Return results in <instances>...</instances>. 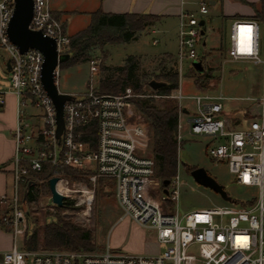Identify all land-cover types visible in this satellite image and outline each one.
I'll list each match as a JSON object with an SVG mask.
<instances>
[{"label": "built area", "instance_id": "1", "mask_svg": "<svg viewBox=\"0 0 264 264\" xmlns=\"http://www.w3.org/2000/svg\"><path fill=\"white\" fill-rule=\"evenodd\" d=\"M15 3L0 0V45L11 62L9 85L0 86V107L5 106L9 94L16 98L13 182L10 196L4 198L2 217V224L11 230L13 246L0 257V264H264V60L260 57V24L255 20H237L230 30L231 59L261 66L262 91L254 98L259 112L246 126L227 125L222 118L223 96H186L180 85L170 95H163L178 101V144L183 141L181 120L186 117L190 135L213 139L209 156L226 161L237 182L257 187L258 195L247 205L230 203L180 214L175 209L182 185L179 172L164 186L155 177L154 158L138 152L147 133L141 124L129 120L133 95L130 88L122 94H100L92 89L69 93L72 97L65 102L63 111L64 130L57 136V110L42 83L44 55L37 49L22 54L8 37ZM210 8L209 0H198L196 10H183L179 15L176 57L180 79L183 61H190L195 72L193 62L203 61L200 22L209 15ZM29 29L53 38L59 55L68 52L71 37L53 13L50 0H33ZM59 65L54 71L56 85ZM89 65L91 74H98L100 61L91 59ZM188 98L193 107L183 103ZM92 123L96 129L95 145L85 137ZM47 166L52 168L50 178L60 179L59 191L66 198L71 191L82 193L78 205L86 204L88 208L94 191L86 186L71 190L70 175L65 169L89 173L93 184L99 178L113 180L115 199L124 216L154 231L158 243L165 246L164 251L130 255L113 253L109 245L100 253L19 247L17 237L23 240L27 228L25 190L35 181L33 176Z\"/></svg>", "mask_w": 264, "mask_h": 264}, {"label": "rangeland", "instance_id": "2", "mask_svg": "<svg viewBox=\"0 0 264 264\" xmlns=\"http://www.w3.org/2000/svg\"><path fill=\"white\" fill-rule=\"evenodd\" d=\"M78 0H52V8H60L65 11L64 17L68 19L67 34L72 35L86 27L88 17L84 12L76 6ZM212 15L213 26L220 28V37L218 40L222 47L217 53H207L211 49L212 43L208 34L203 36L207 39L206 47H202V52L208 54V61L205 67L209 69L212 79L205 87H199L197 80L202 75L192 70L191 62L183 61L181 79L179 72V63L177 60L178 44L172 23L160 26L156 34L145 32L139 33V37L129 43H108L103 50L95 49L92 59L100 61V71L93 76L90 71L89 62H82L74 65H59V76L57 87L63 93H80L87 89L103 94L100 92V81L105 76L112 75L114 78L119 76L118 71H103V66L115 68L124 66L126 58L136 56L139 61V68L132 78L131 82L139 84L142 87L141 92H136L132 87L130 98L129 120L131 123L141 124L146 130L147 137L142 139V144L138 150L140 155L153 157L151 150L150 126L146 117L138 109L136 100L152 97L157 107L163 108L170 105H177L178 101L172 98L163 97L158 94L156 89L149 86L151 79L160 80L165 73L178 71L179 85L186 96H195L197 94H209L213 96H223L224 111L228 115H223L225 121L233 120L236 125L237 120L245 121L248 124L254 115L259 112L258 103L254 98L261 95V66L252 62L235 61L227 55L230 47V21H221L218 9L215 8ZM211 22L208 20L206 29L209 30ZM149 29V28H148ZM264 29V23L261 24ZM263 36H261L262 41ZM157 39L158 44H153V40ZM262 45V44H261ZM262 47V46H261ZM170 52L173 54H159ZM146 57H139L145 56ZM151 55V56H150ZM216 56V57H215ZM264 60V54H260ZM8 60L7 52L0 45V86L7 87L9 85V72L6 69L5 62ZM204 85V83H203ZM126 88V89H127ZM125 89V90H126ZM122 94V93H121ZM252 98L253 100L249 99ZM183 103L189 107H193L190 98L183 100ZM248 108V117L242 116V112ZM181 120V135L183 141L178 144V172L181 180V187L175 209L180 214H186L191 211L208 209L212 207H225L231 205L226 201L219 192L210 186L201 184L192 175L195 168H203L210 177H212L220 186L224 188L231 199L236 201H250L258 195V188L255 186H244L237 182L236 177L230 173L226 161L213 160L208 154V148L213 144V139L206 136L190 135L186 120ZM238 128L237 126H232ZM79 177V180H73V176ZM69 176V188L76 190L79 186H86L94 191L91 207L86 204L78 205L83 199L82 193H70L66 198L62 207L58 208L49 204L51 193L49 184L44 183L45 180L33 176V179L41 185L38 201L29 205L27 209V228L37 226L42 230L44 226L52 221H56L60 216L72 223L73 225L89 231L93 237V249L81 250L84 252L100 253L111 247V252L118 254H157L163 252L165 246L159 244L155 232L148 230L137 224L131 217L124 216L123 210L118 206L114 197L112 184L108 181L96 182L93 184L89 179V173L78 172ZM155 177L159 179L156 175ZM43 182V183H42ZM85 198V197H84ZM66 203V205H65ZM65 206V208H63ZM5 211L0 209V231L10 233L3 229L2 217ZM7 227V226H4ZM9 228V227H7ZM25 231V234H26ZM11 234V233H10ZM25 234L22 240L21 236L17 237L19 247L23 246ZM12 236V234H11ZM11 247L13 246V236L11 237ZM69 250L65 247L39 249L37 251H55Z\"/></svg>", "mask_w": 264, "mask_h": 264}, {"label": "trees", "instance_id": "3", "mask_svg": "<svg viewBox=\"0 0 264 264\" xmlns=\"http://www.w3.org/2000/svg\"><path fill=\"white\" fill-rule=\"evenodd\" d=\"M158 20L159 17L152 14H109L101 10L93 12L89 25L85 29L70 36L71 43L67 52L70 57L61 64L74 65L89 62L92 59L95 49L103 50L108 43H128L136 39L140 32L147 30ZM138 68L139 61L136 56L127 57L124 66L115 68L103 66V71H118L119 76L114 78L112 75H109L101 79L100 92L121 94L127 87H132L134 91L141 92L142 87L139 82H131ZM203 68L204 71L202 73L196 72L202 75L197 80L199 87H205L212 79L211 74L208 72L209 69L206 67ZM161 77L160 80L151 79L149 81V86L153 80L164 83L156 89L158 94L170 95L174 90L179 88V74L177 70L167 72ZM136 104L149 122L151 150L156 164L155 175L162 183L170 181L178 170V106L170 105L159 108L155 105L152 97L138 99L136 100ZM246 111L248 112V109ZM246 115L248 116V114ZM85 137L95 145V123L89 126L87 136ZM65 172L69 175L78 173V171L70 168H66ZM51 174L52 168L47 166L41 173L35 174V176L44 179V183L48 184ZM72 178L73 180H79V177L75 175ZM103 181H108L112 184L114 193V181L104 178L98 179V182ZM31 182L33 184L30 186L26 201L24 202L26 212L29 205L38 201L41 185H44L34 180ZM229 203L247 205L251 204L252 201H236L231 199ZM29 227L31 228L27 229L23 243V248L26 250L36 251L42 248L50 249L65 246L72 251L93 249L94 242L91 232L84 231L60 216H57L56 221L47 223L42 230H39L35 224L33 228L32 226ZM3 229L11 231L10 228L4 226Z\"/></svg>", "mask_w": 264, "mask_h": 264}, {"label": "crops", "instance_id": "4", "mask_svg": "<svg viewBox=\"0 0 264 264\" xmlns=\"http://www.w3.org/2000/svg\"><path fill=\"white\" fill-rule=\"evenodd\" d=\"M183 1L184 0H78L76 6H78V8L80 9L79 12H84L85 17H88V24L86 25V27L91 21V14L98 10L109 14L136 13L156 15L159 17V20L149 29L143 32H145L146 34H156L158 31H160V26L172 23L178 44L179 15L183 10H196L198 0H185V4H182ZM51 2L52 0H50V6L52 8ZM209 2L211 6L210 13L205 18V25L202 28V30L205 31V34H208V37L210 38L212 43L211 49L207 51V53H217L219 52V50H223L218 49L220 45V41L218 40L221 34V32L219 31L220 28H216L213 26L214 15H212V13L214 9L217 8L221 21H230L228 28L229 31L231 30L232 23L237 20L257 21L260 24V54H264V29H262L263 32L261 35V24L264 23V0H209ZM52 10L55 16L63 22L64 29L66 31L68 24V19L64 17L66 10L60 8H52ZM208 20L211 22L210 24H212L209 30L206 29V24L208 23ZM86 27H84L83 29H85ZM261 36H263L262 41ZM137 37H139V35H137ZM158 43L159 42L157 39L153 40V44ZM206 44L207 39H203L204 48L206 47ZM221 47L222 45H220V48ZM207 53H203V61L201 62V64H206V62L208 61L209 58ZM227 53V55H229V49ZM159 54L173 53L164 52ZM146 56L147 55L139 57ZM7 61L5 62V64H7ZM246 109L244 110V112H242V116L244 117H248L246 115ZM224 115L229 116L228 113H224ZM236 120V125H234L233 120L226 121V123L230 127L237 126L238 128H242L247 125L243 123L245 122L244 120L243 122L240 119ZM15 123L16 98L13 94H9L5 106L0 107V209L2 211H5L6 207L4 203V198L10 196L12 190V158L14 155L13 130L15 127ZM11 237L12 236L10 233H4L0 231V257H2L3 253L11 249Z\"/></svg>", "mask_w": 264, "mask_h": 264}, {"label": "water", "instance_id": "5", "mask_svg": "<svg viewBox=\"0 0 264 264\" xmlns=\"http://www.w3.org/2000/svg\"><path fill=\"white\" fill-rule=\"evenodd\" d=\"M15 9L8 27V37L10 41L19 48L20 53L24 54L29 49H37L44 55V63L42 70V83L54 102L57 110V136L60 137L64 130V104L71 99L69 93H60L55 83L54 71L58 64L68 60L69 54H58L56 42L53 38L44 36L40 31H34L29 29V24L33 17V0H15ZM201 26L205 25V20H201ZM202 36L205 35V31H201ZM196 72L202 73L204 68L200 61L193 62ZM8 71L11 69L10 60L7 61ZM164 83L158 81H151L150 86L153 89H158ZM192 175L201 184L210 186L221 194L226 201H231L230 196L203 168H196L192 170ZM60 179L58 177H52L49 179V190L51 197L49 204L62 207L66 196L62 194L58 189V183ZM33 183L30 182L25 190L24 202L29 191L30 186ZM169 181L163 183L164 186H168ZM167 193V190H165Z\"/></svg>", "mask_w": 264, "mask_h": 264}, {"label": "bare ground", "instance_id": "6", "mask_svg": "<svg viewBox=\"0 0 264 264\" xmlns=\"http://www.w3.org/2000/svg\"><path fill=\"white\" fill-rule=\"evenodd\" d=\"M59 190L62 191L60 187H59Z\"/></svg>", "mask_w": 264, "mask_h": 264}]
</instances>
